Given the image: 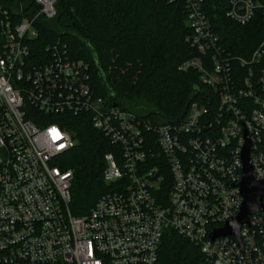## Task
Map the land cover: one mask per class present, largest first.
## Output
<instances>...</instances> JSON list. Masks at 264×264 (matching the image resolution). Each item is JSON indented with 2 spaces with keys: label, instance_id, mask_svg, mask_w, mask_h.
Returning a JSON list of instances; mask_svg holds the SVG:
<instances>
[{
  "label": "built area",
  "instance_id": "2783aa9c",
  "mask_svg": "<svg viewBox=\"0 0 264 264\" xmlns=\"http://www.w3.org/2000/svg\"><path fill=\"white\" fill-rule=\"evenodd\" d=\"M181 1L198 55L179 69L197 70L204 90L166 123L103 100L89 64L64 43L32 63L33 21L54 17L57 0H33L31 18L18 1L0 7V264H156L167 230L198 247V264H264V208L238 237L211 238L240 210L246 146L264 181V33L249 53H233L212 27V0ZM257 8L264 22L259 0H229L225 16L244 25ZM72 118L115 145L103 154L105 191L84 214L70 209L73 170L61 167Z\"/></svg>",
  "mask_w": 264,
  "mask_h": 264
},
{
  "label": "trees",
  "instance_id": "16d2710c",
  "mask_svg": "<svg viewBox=\"0 0 264 264\" xmlns=\"http://www.w3.org/2000/svg\"><path fill=\"white\" fill-rule=\"evenodd\" d=\"M17 1L29 18L37 13L33 0H0V7L9 9ZM228 1L210 2L212 27L233 53L247 54L264 33L261 11L257 8L253 20L239 25L225 16ZM33 25L38 35L32 63L47 53L48 44L64 43L69 58L89 64L98 96L152 122L183 119L190 101L204 90L197 70L179 69L198 55L186 40L190 30L181 0H57L55 16L39 15ZM69 125L74 145L63 153L61 167L73 170L70 209L84 214L105 191L103 154L115 145L88 120L72 118ZM200 257L194 243L167 230L156 264H198Z\"/></svg>",
  "mask_w": 264,
  "mask_h": 264
},
{
  "label": "water",
  "instance_id": "95a60500",
  "mask_svg": "<svg viewBox=\"0 0 264 264\" xmlns=\"http://www.w3.org/2000/svg\"><path fill=\"white\" fill-rule=\"evenodd\" d=\"M247 151L246 146L242 152L243 176L239 183L240 193L243 197L240 210L236 216L226 220L221 228L212 232L211 238L224 235L238 237L239 227L248 221V215L264 208V203H260L264 198V181H257L253 178L252 169L247 163Z\"/></svg>",
  "mask_w": 264,
  "mask_h": 264
}]
</instances>
